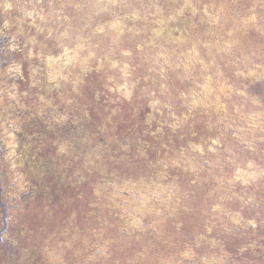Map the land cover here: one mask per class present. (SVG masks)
I'll list each match as a JSON object with an SVG mask.
<instances>
[{
  "label": "rangeland",
  "instance_id": "obj_1",
  "mask_svg": "<svg viewBox=\"0 0 264 264\" xmlns=\"http://www.w3.org/2000/svg\"><path fill=\"white\" fill-rule=\"evenodd\" d=\"M0 18L18 67L0 264H264V0H0ZM120 186L164 195L155 233L128 226L159 206L121 215Z\"/></svg>",
  "mask_w": 264,
  "mask_h": 264
},
{
  "label": "flooded vegetation",
  "instance_id": "obj_2",
  "mask_svg": "<svg viewBox=\"0 0 264 264\" xmlns=\"http://www.w3.org/2000/svg\"><path fill=\"white\" fill-rule=\"evenodd\" d=\"M0 39L3 41V46L1 51H4L6 54L3 60H0V73H2V77L6 81L7 84H11L16 79H18V67L13 61H11V57L17 51L16 44L11 36L6 31L5 27L2 25V19L0 18ZM11 115L8 112L1 113V120L4 121L5 124L10 125L11 130L18 136L21 135V130L19 126L12 124L13 122L9 121ZM9 122V124H8ZM1 144V141H0ZM2 145V144H1ZM17 197L16 199H26L29 195V192L22 189V187L16 188ZM172 192V191H170ZM116 195V203H117V210L118 212L125 216L126 212H128L129 208H132L135 205H139L145 199V195L152 198L155 203L159 206L158 215L155 221H143L139 218H132L130 224L132 226L128 227H136L143 232H156L159 228V221L164 219L165 217L170 215L168 210V206L164 202V195L162 193H157L154 190H148V192L141 191L136 188H131L127 186H120L115 189ZM17 205V204H15ZM130 213L128 212V215ZM123 234H127V231L124 229L121 230ZM101 250H96V255L101 254ZM188 262H192V259L188 258Z\"/></svg>",
  "mask_w": 264,
  "mask_h": 264
},
{
  "label": "trees",
  "instance_id": "obj_3",
  "mask_svg": "<svg viewBox=\"0 0 264 264\" xmlns=\"http://www.w3.org/2000/svg\"><path fill=\"white\" fill-rule=\"evenodd\" d=\"M1 40V39H0ZM0 46H1V48H2V46H3V41L1 40V42H0Z\"/></svg>",
  "mask_w": 264,
  "mask_h": 264
}]
</instances>
